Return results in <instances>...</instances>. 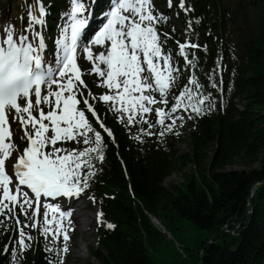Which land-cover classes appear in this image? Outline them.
<instances>
[{
  "label": "snow or ice",
  "instance_id": "snow-or-ice-1",
  "mask_svg": "<svg viewBox=\"0 0 264 264\" xmlns=\"http://www.w3.org/2000/svg\"><path fill=\"white\" fill-rule=\"evenodd\" d=\"M88 2L69 0L70 6L63 13L65 23L54 38H48L53 42L51 49L45 38L49 12L44 0H33L27 8L26 26L23 22L19 28L15 22L0 23V216L14 220L19 231L11 251L7 244L4 248L5 253L10 251L13 264H19L18 257L31 247L27 241L37 239L25 228L36 229L45 241L51 237V246L46 243L45 251H54L59 260L50 259L49 264H64L72 212L46 200L80 198L102 171L97 162H104L107 144L96 123L115 142L112 130L90 100L105 102L108 111L118 114L125 126L140 125L139 133L160 137L174 130L175 114L181 108L200 116L215 107L211 93L205 94L195 72L178 95L172 91L182 71L177 58H183L184 68L195 69L199 57L190 50L203 47L207 52V46L189 39L176 41L177 49L166 48L171 37L161 33L157 25L167 17L155 9L152 0H109L108 9L101 13L102 23L91 37L85 35L91 15ZM185 4L186 0H180L179 7L190 11ZM188 27L192 29L191 21ZM93 46L103 51L94 53ZM78 53L92 63L91 72L101 78L98 86L111 94L96 95L88 89L85 95L88 86L77 63ZM170 96L175 103L168 109ZM13 111L12 118L23 129L21 139L27 142L22 151L12 141L8 116ZM151 113H155V122L149 118ZM169 119L171 123H166ZM157 126L159 132L151 131ZM134 138L142 140L141 135ZM69 141L84 147L63 146ZM14 151L18 153L15 162L6 163L13 159ZM17 207L26 222L20 221ZM102 217L101 212L98 218ZM0 226L7 227L5 220H0ZM107 227L115 225L108 223ZM61 236L63 247L57 243Z\"/></svg>",
  "mask_w": 264,
  "mask_h": 264
},
{
  "label": "trees",
  "instance_id": "trees-1",
  "mask_svg": "<svg viewBox=\"0 0 264 264\" xmlns=\"http://www.w3.org/2000/svg\"><path fill=\"white\" fill-rule=\"evenodd\" d=\"M185 5L188 40L206 45L207 52L192 51L199 64L185 68L172 91L178 95L187 72H195L215 107L200 116L191 113L190 126L177 128L188 134L190 154L177 155L167 146L173 132L153 141L143 134L142 140L121 136L128 181L109 149L94 183L107 196L103 212L115 225L101 232L98 247L90 250L101 264H199L200 253V264H264V0H186ZM235 98L243 102L242 111L234 108ZM172 173L182 181L167 182ZM128 183L142 208L134 206ZM255 183L252 214L245 217ZM144 211L171 236L183 221L209 236L231 218L245 223L235 239L219 236L207 245V238L193 248L182 245L184 258L177 251L174 258L161 257L159 249L168 243ZM8 233L0 230V248ZM0 264H8L6 256L0 255ZM26 264H49L41 244Z\"/></svg>",
  "mask_w": 264,
  "mask_h": 264
},
{
  "label": "rangeland",
  "instance_id": "rangeland-1",
  "mask_svg": "<svg viewBox=\"0 0 264 264\" xmlns=\"http://www.w3.org/2000/svg\"><path fill=\"white\" fill-rule=\"evenodd\" d=\"M4 1L5 0H0V5H1L0 9L1 10L3 9L4 13H5L6 12L5 7H7L8 10L12 11L13 17L16 19V21L20 22L21 21L20 17L24 12L20 13L19 8L17 6H16V8L12 7V5H8ZM30 6H31V4L29 5V7ZM154 6L158 12H162L167 17L166 21H168L171 24L174 22L173 15L171 13L167 14L165 7H160L159 5H154ZM8 10H7V13H8ZM81 69H82V73H83L82 79H83L84 83L87 84V86H88V88L84 90L85 95H87L88 89L91 90L92 88H97V89L99 88V86H98L99 81H97L94 77H90V73H91L90 69H88V70L86 68L85 69L81 68ZM81 87H83V86H81ZM93 93L95 94V92H93ZM236 106H239V104H237ZM148 115H150L149 117L153 118L155 121V119H156L155 114L151 113ZM169 121H170V119L167 120L166 122H169ZM173 145H174V149L177 151V153L179 155L185 154V153L187 154V152L190 149L185 136H181L179 141H175L173 143ZM58 146H60V145L58 144ZM63 146L68 148L69 142H67ZM11 162L14 163V160H11ZM181 181H182V179H180L179 176H177L176 174L171 175L167 179V182H173V183H180ZM18 210L20 211V209H18ZM91 216H92V214H91ZM19 219L22 223H24L23 218L19 217ZM96 219L94 220L95 223H94L93 228L96 227L95 226ZM178 227H179V231H175L172 233V240L165 239L168 244L159 249V252H160L159 256H161V257L171 256L173 254V252L176 251L175 247L172 246L171 244H175L176 241L185 247L193 248L194 245H199L201 242L205 241V239L210 237L206 231H201V230L195 229L194 226L190 222H187V221H183L182 223H180L178 225ZM33 230L34 229H31V228H25V232H30L31 235L33 237H35L38 232L34 233ZM85 236L89 237V240L86 241V243H84L85 246H87L86 247L87 249L80 248L81 258L75 262H72L73 256H72V258L70 257L71 259L69 258L72 248L75 249L74 252L78 249V245H76L74 247L72 246V242H73V240H72L68 244L69 251L67 252V254H64V256H65L64 260H63L64 264H100L96 260H93L92 258H90L89 253H88V251L91 250V247H95L97 245V239H96L97 237H96V233L94 232V229L90 228L89 231H87V233L85 234ZM77 237H78V234L76 235V238ZM76 238H75L74 242H76ZM225 239H227V240L235 239L234 232L231 231V232L227 233L225 236ZM49 241H51V237L49 238ZM49 241H47V243H49ZM60 241L63 243V237L62 236L60 237V240L57 243H58L59 247H63L62 245H60ZM27 242L31 244L32 241H27ZM49 245L51 246L50 243H49ZM175 254L176 253H174L172 255V258L175 257ZM18 259H19V264H20L23 261V257L20 255L18 257Z\"/></svg>",
  "mask_w": 264,
  "mask_h": 264
},
{
  "label": "bare ground",
  "instance_id": "bare-ground-1",
  "mask_svg": "<svg viewBox=\"0 0 264 264\" xmlns=\"http://www.w3.org/2000/svg\"><path fill=\"white\" fill-rule=\"evenodd\" d=\"M93 220V216H90L81 210L77 209L72 211L71 227L69 228L68 235L71 239H75L74 234H78L76 242H72L73 247L78 245V249L75 252L73 251L70 255L71 258L73 256L72 262L78 261L81 258L80 248L87 249V246H85L84 243L89 240V237H86L85 234L87 233V231H89L90 228H92L94 222ZM158 223L160 222L158 221Z\"/></svg>",
  "mask_w": 264,
  "mask_h": 264
},
{
  "label": "water",
  "instance_id": "water-1",
  "mask_svg": "<svg viewBox=\"0 0 264 264\" xmlns=\"http://www.w3.org/2000/svg\"><path fill=\"white\" fill-rule=\"evenodd\" d=\"M220 234H221V232H220Z\"/></svg>",
  "mask_w": 264,
  "mask_h": 264
}]
</instances>
